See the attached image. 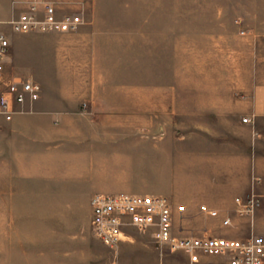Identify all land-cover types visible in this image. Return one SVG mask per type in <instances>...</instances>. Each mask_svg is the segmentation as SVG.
I'll list each match as a JSON object with an SVG mask.
<instances>
[{
    "label": "rangeland",
    "instance_id": "rangeland-1",
    "mask_svg": "<svg viewBox=\"0 0 264 264\" xmlns=\"http://www.w3.org/2000/svg\"><path fill=\"white\" fill-rule=\"evenodd\" d=\"M55 1L60 11L83 20L77 30L1 29L12 40L13 77L38 80L39 97L50 90L53 98L74 100L67 101L65 114L94 117L88 139L92 152L86 156L98 175L95 193L167 196L174 231L186 234L179 231L186 206L168 192L172 161L180 150L208 152L212 133L220 138L231 131L244 139L242 161L250 160L251 185L252 169L257 171L264 155V0ZM29 34L44 37L39 44L50 50L44 61L71 70L53 74L56 80L31 73ZM17 55L21 62L16 63ZM35 62H42L41 55ZM247 117L252 123L244 121ZM62 141L52 146L78 150ZM47 188L42 195L30 192V138L0 115V264H228L225 256H193L159 245L153 228L138 229L137 241L128 230L112 248L91 227L86 242L82 223L89 219V201L60 200ZM241 216H246L239 224L249 227L247 234L221 235L264 236L261 198L254 217ZM124 241L132 247L121 249ZM85 243L92 248L83 257Z\"/></svg>",
    "mask_w": 264,
    "mask_h": 264
},
{
    "label": "crops",
    "instance_id": "crops-1",
    "mask_svg": "<svg viewBox=\"0 0 264 264\" xmlns=\"http://www.w3.org/2000/svg\"><path fill=\"white\" fill-rule=\"evenodd\" d=\"M11 8L12 0H0V31L5 32L1 28L9 25ZM42 38L44 37L35 34L26 36L25 39L28 41L26 61L29 66L30 63L35 65L31 73H35L39 79L45 80L41 75L46 74L50 75L49 79L56 80L53 74L67 73L71 69L67 70L65 66L55 68L44 61L50 50L39 44V41H45ZM10 41L6 67L8 74L13 77L11 38ZM141 48L144 49L143 46H140V50ZM39 55L41 63L35 62ZM21 60H23L21 56L17 55L16 63ZM29 79L39 83L38 80ZM3 89L5 85L0 84V92ZM67 101L74 100L60 94L53 98L50 90H44L38 99L17 105L21 111L17 112L11 121L14 122L18 133H24L30 138V192L42 195L48 190L47 187H52L49 191L55 192L60 200L89 201L91 206V198L98 190L99 183L98 175L92 172L93 167L88 164L86 155L89 150L92 152L88 139L93 137L95 120L93 116L86 114L61 112L66 110ZM218 134L212 133L208 138L207 143L210 145L208 152L200 153L197 151L198 148L186 153L180 150L176 152L175 160L172 161L168 192L186 206L185 217L179 225L185 228L184 233L190 231L216 236L233 234L241 230L247 234L249 231L247 225L240 228L239 223L246 216L240 215L236 201L237 197L246 198L251 191L250 160L247 157L245 163L242 161L244 139L238 131L226 132L227 135L220 138L216 137ZM246 138L245 144L248 149L251 141L249 136ZM62 139H65L64 146L76 144L77 153L72 149L58 150L56 145L52 146L63 143ZM70 139H74L73 142ZM257 144L262 143L258 140ZM78 153L80 155H77ZM256 165L257 172L263 178V182L257 186V193L264 202V155H259ZM226 217L231 218L230 230L221 228V222ZM91 218L92 207L89 219L82 223L86 242L91 241ZM129 231L132 241H137L142 236L138 229L132 228ZM249 236L250 234L247 237ZM125 242L127 241L121 243V249L132 247L131 243ZM91 248L85 243L82 256H87Z\"/></svg>",
    "mask_w": 264,
    "mask_h": 264
},
{
    "label": "built area",
    "instance_id": "built-area-1",
    "mask_svg": "<svg viewBox=\"0 0 264 264\" xmlns=\"http://www.w3.org/2000/svg\"><path fill=\"white\" fill-rule=\"evenodd\" d=\"M72 12L60 11L55 0H12L8 24L14 32H65L75 31L82 24ZM11 41L6 32L0 31V115L11 121L21 110L17 105L38 99L40 83L13 79L7 72L6 57ZM245 122L252 123L247 117ZM262 178L252 169L251 192L246 198L237 197L238 212L254 217L260 202L257 186ZM91 227L97 239L109 247H116L127 237L131 228L154 229L153 237L159 245L171 250H181L190 255L199 253L225 256L228 264H264V236L252 233L244 240L224 235L209 237L187 232L179 235L174 231L172 203L167 196L129 193H95L91 198ZM183 211V209H180ZM231 225L226 217L222 226ZM182 226L179 231H184Z\"/></svg>",
    "mask_w": 264,
    "mask_h": 264
}]
</instances>
